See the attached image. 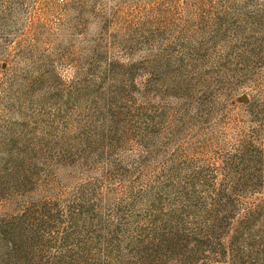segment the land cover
Masks as SVG:
<instances>
[{"label":"rangeland","instance_id":"1","mask_svg":"<svg viewBox=\"0 0 264 264\" xmlns=\"http://www.w3.org/2000/svg\"><path fill=\"white\" fill-rule=\"evenodd\" d=\"M0 264H264V0H0Z\"/></svg>","mask_w":264,"mask_h":264}]
</instances>
